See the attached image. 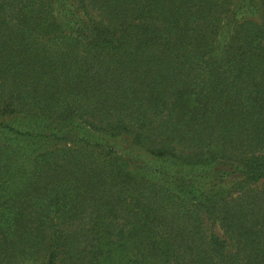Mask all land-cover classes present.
Segmentation results:
<instances>
[{
	"label": "trees",
	"instance_id": "obj_1",
	"mask_svg": "<svg viewBox=\"0 0 264 264\" xmlns=\"http://www.w3.org/2000/svg\"><path fill=\"white\" fill-rule=\"evenodd\" d=\"M0 264H264V0H0Z\"/></svg>",
	"mask_w": 264,
	"mask_h": 264
}]
</instances>
